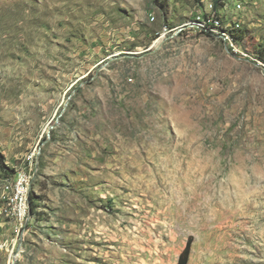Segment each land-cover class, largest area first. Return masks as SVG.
Listing matches in <instances>:
<instances>
[{"label": "rangeland", "instance_id": "rangeland-1", "mask_svg": "<svg viewBox=\"0 0 264 264\" xmlns=\"http://www.w3.org/2000/svg\"><path fill=\"white\" fill-rule=\"evenodd\" d=\"M36 166L0 264H264V0H0V187Z\"/></svg>", "mask_w": 264, "mask_h": 264}, {"label": "built area", "instance_id": "built-area-1", "mask_svg": "<svg viewBox=\"0 0 264 264\" xmlns=\"http://www.w3.org/2000/svg\"><path fill=\"white\" fill-rule=\"evenodd\" d=\"M211 8L213 7L211 6ZM196 25L201 30L210 33H221V36L227 41L229 49L237 50L234 40L223 29L220 18L215 15H211L206 20L199 18ZM36 170L37 166L19 170L15 179L12 181L7 179L3 184L1 183L0 224H13L17 234L24 228L31 210V187Z\"/></svg>", "mask_w": 264, "mask_h": 264}, {"label": "trees", "instance_id": "trees-1", "mask_svg": "<svg viewBox=\"0 0 264 264\" xmlns=\"http://www.w3.org/2000/svg\"><path fill=\"white\" fill-rule=\"evenodd\" d=\"M31 202H32V197H31ZM191 245H192V239L190 238L186 244L185 249L179 256L178 264H188L189 263L190 254H191Z\"/></svg>", "mask_w": 264, "mask_h": 264}, {"label": "water", "instance_id": "water-1", "mask_svg": "<svg viewBox=\"0 0 264 264\" xmlns=\"http://www.w3.org/2000/svg\"><path fill=\"white\" fill-rule=\"evenodd\" d=\"M188 26H193V24H189ZM165 35L161 36L158 40H156L151 48H158L160 46V44L164 41ZM119 56V54H114L112 58H117ZM30 215H31V211H30ZM16 260V257L14 259V261Z\"/></svg>", "mask_w": 264, "mask_h": 264}, {"label": "crops", "instance_id": "crops-1", "mask_svg": "<svg viewBox=\"0 0 264 264\" xmlns=\"http://www.w3.org/2000/svg\"><path fill=\"white\" fill-rule=\"evenodd\" d=\"M1 225H3V224H0V232L3 231V230H1V229H3V227H2ZM6 225H7V224H5L4 228L6 227ZM7 226H11V225L8 224ZM2 239H3L2 236H0V241H1Z\"/></svg>", "mask_w": 264, "mask_h": 264}]
</instances>
